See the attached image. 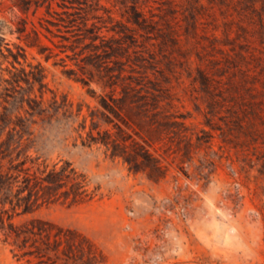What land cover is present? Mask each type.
<instances>
[{
  "label": "rangeland",
  "instance_id": "rangeland-1",
  "mask_svg": "<svg viewBox=\"0 0 264 264\" xmlns=\"http://www.w3.org/2000/svg\"><path fill=\"white\" fill-rule=\"evenodd\" d=\"M0 264H264V0H0Z\"/></svg>",
  "mask_w": 264,
  "mask_h": 264
},
{
  "label": "trees",
  "instance_id": "trees-1",
  "mask_svg": "<svg viewBox=\"0 0 264 264\" xmlns=\"http://www.w3.org/2000/svg\"><path fill=\"white\" fill-rule=\"evenodd\" d=\"M14 81L15 78L11 74V83ZM31 167H33L32 172L30 171ZM28 168L29 170L22 185V190L28 191L21 198L24 201L23 204L21 203L22 212L29 211L31 203L41 197L44 200L63 197L70 203H79L92 199L96 195L95 190L90 188V181L87 174L79 170L70 160L57 161L50 167L38 163L28 166ZM43 230H45L46 234L50 233L47 229ZM54 235H58V233H54ZM57 238H59V235ZM55 242L56 246H53ZM58 242L59 240L56 238L53 241L43 239V245L39 246V249H41L40 252L47 251L48 249H55L57 252L59 250L64 251L57 244ZM77 244L80 245V239L77 241Z\"/></svg>",
  "mask_w": 264,
  "mask_h": 264
}]
</instances>
